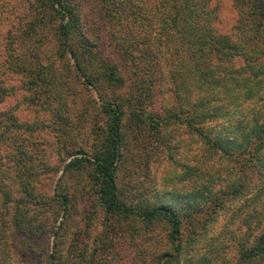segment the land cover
<instances>
[{"label": "trees", "instance_id": "trees-1", "mask_svg": "<svg viewBox=\"0 0 264 264\" xmlns=\"http://www.w3.org/2000/svg\"><path fill=\"white\" fill-rule=\"evenodd\" d=\"M27 1L26 21L13 31L18 32L17 37L15 34L10 38L11 33H6L5 40H0V69H26L18 61L19 55L16 62L8 57L15 56L13 50H17L19 43H27L37 35L46 17L59 18L55 30L60 57L68 59V67H74L85 84L98 90L106 87L107 95L104 93L100 97L102 102L96 103L105 113L107 123L92 153L82 152V156H75L65 166L66 171L77 168L84 173L80 183H76V193L70 192V182L63 181L64 178L59 179L63 180L52 193L42 188L39 192V180L47 179L56 166L44 163L45 157L40 162L34 161L36 154L29 133L51 126L67 141L70 113L67 93L61 91L60 85L66 86L68 82L64 76V82H60L61 76H54L57 74L45 77V70L51 66L43 63L39 69H32L34 75L26 81L34 93L45 88L49 91L45 98L51 103L59 101V109L51 111V123L21 121L15 111L0 109V231L5 240H0V264L10 262L5 234L11 225L28 236L33 235L41 228L37 219L42 213L48 215L50 210L56 211L61 206L64 217L69 219L80 200L78 197L83 199L86 195L94 199L93 209L89 211L102 213L100 227L90 229L86 221L80 230L86 235L84 242L73 239L76 244L68 243L62 220L57 230L51 229L56 237L48 251L49 264H123V256L114 257V251L125 242L137 245L135 264H208L203 256L190 255L189 249L199 240L201 231L216 219L218 207L227 202V196L217 197L211 206L196 204L191 199H198L203 192L199 182L209 187L204 181L216 178L208 171L211 163L205 165L204 176L197 167L184 168L191 179L196 177L198 187L184 193L189 204L183 208L187 214L201 210L207 213L200 225L202 215L196 214L193 219L184 210L180 211L181 193L156 189L137 195L130 184L122 182L120 176L130 140L124 124L132 121L134 126L147 129L159 140L169 124L183 123L198 134L204 151L220 153L228 163L230 159L239 160L243 165L260 169L264 165L261 156L264 151V0H234L239 17L232 33L220 32L216 27L212 0H160L155 5L147 0H108L104 9L107 30L103 49L100 42L88 35L82 22L85 14L78 4L80 0ZM32 44L26 45L27 49ZM165 61L170 66L167 73L170 88L179 99L171 108L165 104L166 113L152 106L156 104L154 85L165 77ZM14 92L0 75V102ZM193 94L195 100L190 99ZM202 157L205 161V156ZM243 179H246L244 174ZM232 184L235 186V182L229 184V197H237L239 185L235 189ZM16 187L22 195L13 198ZM13 201L14 219L5 221L10 212L7 205ZM5 207H8L6 214ZM186 220L191 224L188 228L184 227ZM159 226L164 234L153 237ZM91 236L92 242L85 244ZM128 259L129 256H124V261ZM235 264H264V228L253 243L245 241L240 245Z\"/></svg>", "mask_w": 264, "mask_h": 264}, {"label": "rangeland", "instance_id": "rangeland-1", "mask_svg": "<svg viewBox=\"0 0 264 264\" xmlns=\"http://www.w3.org/2000/svg\"><path fill=\"white\" fill-rule=\"evenodd\" d=\"M147 1L150 5H155L160 0ZM107 2L108 0H80V3L78 2L85 14L82 22L88 29L89 37L93 41L100 42L102 49L104 48L102 43L107 30V20L106 16L104 17ZM211 5L215 6L214 10L217 15L215 25L219 31L234 32L239 17L236 1L212 0ZM27 7V0H0V40H5L6 33H11L10 38H13L12 36H15V34L17 37L18 32L13 31L26 21L24 15L28 10ZM46 21H49V23ZM43 22L42 27L35 35L36 39L35 37L33 39L29 38L27 43H19L17 50H13L15 56L8 57V59L16 62V55H19L17 56L18 61L24 63L27 68L24 70L21 68L19 71H14L11 67L0 69V75L5 77V84L15 90L14 94L7 96L4 101L0 102V109L15 111L21 121L31 122L37 120L38 122L51 123V111L53 108L59 109V101L51 103L50 100L45 98L49 95L47 93L49 91L45 88L34 93L26 81L33 77L32 69H39L42 63L51 66L50 70H45V77L57 74L54 76L56 78L61 76L60 82L62 83L65 77L68 84L66 86L62 84L60 87L61 91L64 89L67 93L66 99L70 113V137L67 141H63L61 139L62 133L55 128H51V126L42 127V129L29 134L30 140L33 142L31 147L36 154L34 161L40 162L39 159L45 157L42 159L44 163L56 166L55 171L48 174L47 179L43 177L39 180L37 188L40 189L37 191L40 192L42 188V190L52 193L55 188L58 189L60 181L63 180L59 179L64 178L63 181L70 182V192L76 193V189H78L76 183H80L84 173L82 174L80 172L82 170L77 168L66 171L65 166L75 156H82L84 154L82 152H86L88 155L91 154L95 143L99 142L98 138L99 135L101 136L103 127L105 130L107 117L96 101L102 102L100 97H104V93L107 95V89L103 87L98 90L96 86L85 84L83 76L74 67H68V59L65 60L60 57L58 52L59 38L55 30L59 18L49 15ZM30 42H33V44L30 49H27L26 45ZM97 57L94 58L100 60L101 57ZM164 66L165 77L162 81L157 82L153 88V100L156 104H152V106L159 107L161 111L165 110L166 113V107L168 106H165V104L168 103V108H171L179 99L178 94L170 88L171 80L167 78L170 69L169 61H165ZM34 95L35 98H32ZM190 99L195 100V95ZM124 127L130 140L128 154L125 157L127 161L123 165L120 179L123 183L130 184L137 195L156 189L168 190L169 193L179 192L182 194V197H179L180 204H178L180 211L184 210V213L187 214L188 212L183 207L189 204L187 197H185L188 195L184 193L198 187V181H196V177L191 179L192 176L184 172V168L187 166L192 169L197 167L199 173L204 176V168L207 167L205 165L211 163L212 167H209L210 170L208 171L212 175L214 174L216 178L214 180L212 178L208 180L207 178L204 181L207 185L209 184V187H205L202 184L203 182H199L203 187V192L198 199H191L196 204L203 203L202 205L211 206L215 203L217 197L227 196V202L225 206L218 207L216 219L208 224L206 230L201 231L202 234L199 240L189 249V253L190 255L194 253L195 257L198 254L203 256L208 264H235L240 253V245L245 241L249 244L253 243L264 228V165H261L260 169L258 167L255 169L253 166L243 165L239 160L230 159V163H228L227 160L220 157V153L204 151L203 148L205 147L202 145L198 134L191 132L187 125L183 123L169 124L164 137H159V140L147 129L134 126L132 121H125ZM57 150L59 151L57 152ZM73 152L74 154H71ZM44 153L48 154L44 156ZM202 155L205 156V161ZM261 156L264 158V151L261 152ZM243 174L246 175V179H243ZM240 175H242V178L239 177ZM210 181L211 183H209ZM230 182H235V186L232 184V188L237 189L236 187L239 185L237 197H232L233 195H231L232 198L229 197ZM243 182L244 184H241ZM81 187L79 186L80 189ZM14 191L13 198L22 195L18 187L14 188ZM212 195L214 197L211 198ZM228 197L231 199L230 201ZM78 200L75 211L69 219L66 216L64 217L61 206H57L56 211L50 210L48 215L42 213L37 219V223L40 224L42 229L40 228L38 233L33 235L28 236V233L26 235V233L11 225L10 230H6L8 233L5 234L7 239L5 248L6 252L9 251L8 261L11 264H49L48 251H51L50 246L54 243L56 237L55 233L52 234L51 229L55 228L57 230L62 220L64 227L62 231L66 232L67 235L66 241L76 244L77 242L73 239H79V242H84L86 235L84 231H80L84 229L83 223L88 221L90 229L100 227L102 213L100 210H97L96 214L89 211L93 209L94 199L92 196L86 195V198L83 199L79 196ZM14 201L7 205L10 212L7 214L5 221L14 219L16 206ZM7 208L3 211L5 214ZM41 209L44 210V208ZM201 212L202 210L200 212L192 211L187 216L194 219L196 214L202 215L199 222L201 225V222L208 216L207 213ZM197 220H199L198 215ZM187 222L186 220L184 226L186 228L191 226ZM46 225L47 227L44 228ZM48 225L51 226L49 230ZM161 228L163 227L159 226L156 229L153 237H161L162 233L164 234ZM92 238L94 237H88L85 244L86 241L88 244L90 241L92 242ZM0 240L5 241L2 238L1 231ZM138 251L136 244L125 242L118 251L117 249L114 251V257L120 258L123 256V264H128V260L132 261L129 264H135L138 258L134 253H138ZM127 254H129V259L124 261V256L128 257ZM10 262L8 263L10 264ZM114 264H117V262Z\"/></svg>", "mask_w": 264, "mask_h": 264}]
</instances>
